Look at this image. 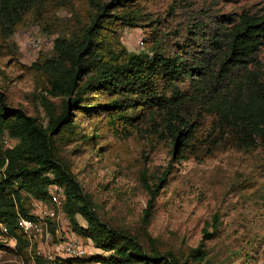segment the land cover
Listing matches in <instances>:
<instances>
[{"label": "trees", "instance_id": "16d2710c", "mask_svg": "<svg viewBox=\"0 0 264 264\" xmlns=\"http://www.w3.org/2000/svg\"><path fill=\"white\" fill-rule=\"evenodd\" d=\"M207 1L201 7L174 3L155 16L141 9L138 0H86L73 19L64 20L49 8L72 10L73 0H0L3 38L31 15L47 24L48 33H59L52 55L31 67L44 79L36 94L43 115L11 106L0 89V223L16 240L15 248H0L26 264L210 263L204 241L178 253L150 234L160 185L169 171L160 184L152 183L148 157L138 171L148 196L140 227L113 225L100 216L72 163L58 152L59 146L79 141L96 147L99 123H93L94 132H86L83 118H106L126 137L138 133L156 140L179 161L218 151L245 154L255 160L258 174H238L231 190H254L264 206V3L257 10L220 12L216 5L206 6ZM177 5L185 10L179 12ZM124 28L144 30L143 52L124 46L119 34ZM6 138L14 145L6 146ZM53 185L63 189L64 212L75 233L101 253L55 263L39 255L38 243L20 225L21 218L35 220L23 194L51 203ZM207 226L213 232L205 228L204 237L212 240L221 231L219 215ZM248 256L253 263L255 257Z\"/></svg>", "mask_w": 264, "mask_h": 264}, {"label": "rangeland", "instance_id": "374dc122", "mask_svg": "<svg viewBox=\"0 0 264 264\" xmlns=\"http://www.w3.org/2000/svg\"><path fill=\"white\" fill-rule=\"evenodd\" d=\"M138 1L141 9L155 16L165 14L174 3L201 7L206 2ZM73 2L72 10L71 7L57 9L56 6H51L49 12L64 20L73 19L74 14L85 6L86 0ZM261 3L264 0H236L233 3L208 0L206 6L216 5L215 9L220 12H239L243 8L257 10ZM177 7L179 12L185 10L179 5ZM45 25L47 24L38 15H31L10 38L5 39L0 35V89L6 94L11 106L21 107L34 116L43 115L36 101V94L42 91L44 79L32 71L31 67L39 59L52 55L54 40L59 34L48 33ZM119 34L129 52L144 51L146 35L143 29L124 28ZM93 123H99L97 132L100 136L95 141L96 147L79 141L59 146L58 152L72 163L77 179L84 191L91 196L105 221L121 227H140L148 196L140 185L138 171L142 163L145 164V157H148L146 166L152 183L160 184L162 176L169 171L160 185L155 212L149 226L150 234L160 239L164 248L185 253L204 241L211 258L208 264H249L248 255L255 257L251 264H264V206L254 190L238 193L231 190L240 174H258L255 160L230 150L218 151L208 158L179 161L173 159L168 146L156 140L142 138L138 133L126 137L116 127L109 125L106 118L94 121L83 118V130L94 132ZM5 145L13 146L14 142L6 138ZM102 146L103 150L98 149ZM96 148L98 150L94 152ZM258 181L262 183V179ZM23 198L32 214L36 209L34 205L38 204L40 209V203L35 199L26 194H23ZM46 204L48 208L56 210L52 203ZM216 214L222 223L221 231L214 239H205L204 229L208 227L207 223L212 224ZM59 218V229L75 232L66 214L59 215ZM78 221L86 226L81 217H78ZM207 229L213 232L211 227ZM76 236L87 251L85 257L94 255L91 240L78 234ZM3 240L0 235V245L14 248L13 241L8 243ZM56 240L53 236V241ZM40 245L45 247V243ZM255 251L258 253L254 254ZM23 262L25 263L11 251L0 248V264H24Z\"/></svg>", "mask_w": 264, "mask_h": 264}, {"label": "built area", "instance_id": "2783aa9c", "mask_svg": "<svg viewBox=\"0 0 264 264\" xmlns=\"http://www.w3.org/2000/svg\"><path fill=\"white\" fill-rule=\"evenodd\" d=\"M11 141V140H10ZM51 203L56 208H48L47 204L41 201L39 205H34L36 209L33 215L35 220L21 218V228L31 241L38 243V253L51 263L67 261L70 259H83L87 255V251L82 246L75 232L59 229V215H65L64 202L65 195L63 189L53 185L49 188ZM36 201V200H35ZM54 230V232H53ZM0 235L4 238V242L13 241L15 248L16 240L10 235L7 227L0 223ZM53 236L56 241H53ZM45 243V247L40 244ZM24 263V262H23ZM25 264V263H24Z\"/></svg>", "mask_w": 264, "mask_h": 264}, {"label": "crops", "instance_id": "0c3cea01", "mask_svg": "<svg viewBox=\"0 0 264 264\" xmlns=\"http://www.w3.org/2000/svg\"><path fill=\"white\" fill-rule=\"evenodd\" d=\"M99 253H101V252L94 248V254H99Z\"/></svg>", "mask_w": 264, "mask_h": 264}]
</instances>
